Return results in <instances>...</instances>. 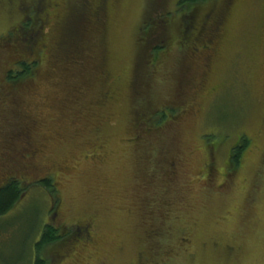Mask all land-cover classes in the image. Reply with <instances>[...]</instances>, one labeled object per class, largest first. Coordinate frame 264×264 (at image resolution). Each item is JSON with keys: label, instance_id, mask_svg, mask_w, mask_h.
<instances>
[{"label": "rangeland", "instance_id": "rangeland-1", "mask_svg": "<svg viewBox=\"0 0 264 264\" xmlns=\"http://www.w3.org/2000/svg\"><path fill=\"white\" fill-rule=\"evenodd\" d=\"M77 1L49 0L40 69L13 85L22 46L7 36L33 7L0 0V188L26 190L0 217V264H264V0L199 4L195 27L218 29L202 52L179 0ZM162 13L164 29L145 26ZM50 178L57 207L37 185ZM46 225L75 238L38 251Z\"/></svg>", "mask_w": 264, "mask_h": 264}, {"label": "trees", "instance_id": "trees-1", "mask_svg": "<svg viewBox=\"0 0 264 264\" xmlns=\"http://www.w3.org/2000/svg\"><path fill=\"white\" fill-rule=\"evenodd\" d=\"M29 1L32 2L33 8L31 9V12L26 16L27 18L22 23L21 29L20 28L15 29V30H20L21 32L20 38L14 39L12 37V34H9L7 36L8 42L11 39H13L14 42L17 41L15 42L16 46L21 45L23 47V48L22 47L20 48L21 49L20 51L17 50L18 60L15 63L16 69L15 70L11 69L10 71L7 72V75H6V81L9 83H12L13 85H19L23 82H30L33 79H35L40 69V66H41L40 62H41L42 50L39 48V41L43 37V33L45 32L46 26H47V22L45 21V19H43V14L45 15V12H46L45 9L47 10V7H49V0H33V1L29 0ZM215 1L217 0H179L178 2L179 5L177 9H180L181 11H188L190 15H192V16H187V19H184L180 34L184 36L185 38L189 37L188 43L194 42L197 48L199 47V44H200V49L198 48V50H200L201 52L204 51L205 49L212 48L211 45L213 44V40L218 37V29L216 28L214 30H209L208 22H205V24L201 28L197 29V27H195L196 24L195 23L193 24L194 22L193 13H194L195 8L199 4L205 3V2H215ZM82 5L83 6H81L80 11H78V15L75 19V22L73 20L74 19L73 16H69V18L71 19H69V21L66 22L68 26L65 32H63L64 40H62V41H65V44L71 45V42L74 41L73 39H71L72 37L71 32L74 33V31H77V29L79 28V27L77 28V24H84V22L88 20L86 13L89 10L86 8L85 4H82ZM42 6L44 7V9ZM94 16H95L94 19L95 20L97 19L96 23L101 25L103 18L102 19L99 18L100 17L99 13H95ZM164 17L165 15H163V13L159 17H155V18L152 15H150L149 17L146 18V21L144 22L145 26H147L149 20L150 21L155 20L157 21L155 28L159 26L162 27V23L160 22L161 21L160 19ZM80 19H82L81 22H78L76 24V21ZM79 26L81 27L82 25H79ZM170 27L168 28L170 29ZM162 28L164 29L165 27H162ZM74 43H76V41H74ZM73 47H75V49L73 48L70 49L69 46L67 47V45L65 46L63 45V48L59 51L60 55L59 57L57 56V60L59 61L60 59H62V64H61L62 66L65 63H67V61L70 58H72V52L79 50L78 49L79 44L77 48H76V45ZM165 49L166 47L163 48L161 45H158L154 47L153 53L152 52L151 53L153 54V57H154L155 55L157 56L161 54L162 52H164ZM189 49L193 50L192 47H190ZM64 60H65V63H64ZM58 66H60V64H58ZM173 114L174 112L172 111V116ZM155 117H158V116H155ZM154 118L151 119L150 123L153 121ZM158 118L160 119L161 123H165L164 115H161ZM247 145H248V140L246 139V137H242L239 144L235 148H233L231 151L230 165L236 166L239 163L241 154ZM21 183L22 181L14 179V180H11L9 183H7L5 186L0 188V217L6 215L8 212L13 210L15 206L22 199L24 193H26V190L24 189V187H22ZM37 185L45 189L48 193H50V195L53 197L54 205L55 207H57V205L59 204V201L58 199H56L57 191H56L54 179L50 178L47 180L37 182ZM85 232L81 233V235H78L80 236V239L82 240L81 243L84 242L83 241L84 239L85 241L90 240L89 234ZM73 238H75L74 232L65 233V232H62L60 229L55 228L51 225H46L43 229L41 239L39 243L37 244V249L38 251L45 250V248L49 246L50 247L56 246L58 248L59 246L63 245L66 241H68L69 239H73ZM89 242L90 241H88L87 243ZM71 250H73V248L70 249L69 251ZM66 254L67 252L65 253V255ZM34 264H48V262L42 257L38 256Z\"/></svg>", "mask_w": 264, "mask_h": 264}, {"label": "flooded vegetation", "instance_id": "flooded-vegetation-1", "mask_svg": "<svg viewBox=\"0 0 264 264\" xmlns=\"http://www.w3.org/2000/svg\"><path fill=\"white\" fill-rule=\"evenodd\" d=\"M91 239H92V238H91V236H90V240H89V241H91Z\"/></svg>", "mask_w": 264, "mask_h": 264}]
</instances>
